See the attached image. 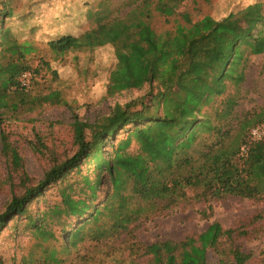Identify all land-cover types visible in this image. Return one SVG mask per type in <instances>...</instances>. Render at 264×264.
Returning <instances> with one entry per match:
<instances>
[{
  "label": "rangeland",
  "instance_id": "374dc122",
  "mask_svg": "<svg viewBox=\"0 0 264 264\" xmlns=\"http://www.w3.org/2000/svg\"><path fill=\"white\" fill-rule=\"evenodd\" d=\"M4 1L10 12L3 18V29L9 30L20 42H32L37 49L28 57L32 69L39 70L32 92L44 95L58 90L70 107L45 103L33 112L16 116L1 114L0 212L5 210L14 194L22 193L23 171L32 183H37L54 165L74 155L77 150L72 126L74 114L81 121L93 124L117 104L136 102L137 108H141L142 102L149 104L159 92L165 93L170 115L171 108L184 107L195 108L200 116L208 113L216 119L217 111L229 118L232 114L234 117L264 105V53L258 54L262 47L257 46L251 37L259 32L264 34V26L255 30L252 23L254 19L264 20V0H150V13L138 19L135 14L143 2L130 4L131 0ZM113 19L141 21V24L137 23L130 33H121L108 44L91 51L69 52L59 57L49 47L50 41L65 35L80 36L96 28L99 20ZM196 23L201 24L194 27ZM154 34L163 38L169 34L173 36L172 58L161 57V53L143 56L133 48V43H137L151 49ZM219 36L224 42L243 40L240 49L247 60L246 67H239L234 77L227 81V89L222 94L212 88L220 73L213 57L214 48L217 51L219 46ZM134 56L143 62L137 65ZM132 61L134 65L130 71L113 74L120 63ZM151 68L155 71V80L147 83L145 79ZM26 74L29 79L33 76L31 70ZM237 92L241 97L238 105L235 104ZM163 102L157 112L162 116ZM142 128L143 132L139 134L133 132L134 126H129L115 139L109 140L105 145V156L111 160L120 142L131 137L127 148L129 154L119 159L118 165L131 178L133 192L145 190L148 195L155 196L163 178L147 172L141 160L146 155L155 161L165 158L169 147L164 143L163 129L155 126ZM3 133L22 158L20 170L13 168L3 153ZM261 137L252 140L255 168L263 179L264 136ZM94 167L90 163L88 171H83L91 180L94 179ZM80 181V175L74 171L47 188L28 207V214L16 217L8 224L0 238V255L5 264H133L123 238L96 241L87 235L76 247H65L61 236L63 224L78 227L83 220L70 219L62 214L61 192L66 189L73 197L88 198L91 191L84 188L83 182L79 185ZM259 185L262 194L258 200L228 197L215 202L211 219L200 215L205 205L187 206L168 215L137 222L133 225L134 236L146 244L179 241L188 234L204 232L213 221H217L224 229L235 230V245H241L243 251L252 254L248 264H262L264 180ZM111 191L110 176L105 173L96 191L94 205L100 206ZM259 215L262 216L257 218ZM31 216L45 225L49 234L44 235L31 226ZM224 246L227 244L222 248ZM53 252L56 253L55 259L51 257ZM222 259H225L222 254L209 251L208 264H220Z\"/></svg>",
  "mask_w": 264,
  "mask_h": 264
},
{
  "label": "trees",
  "instance_id": "16d2710c",
  "mask_svg": "<svg viewBox=\"0 0 264 264\" xmlns=\"http://www.w3.org/2000/svg\"><path fill=\"white\" fill-rule=\"evenodd\" d=\"M142 2L139 12L135 14L136 19L150 13V0H131L130 2V4ZM9 12L6 1L0 0L2 16L0 20V119L1 114L4 113L16 116L33 112L45 103L70 107L69 103L62 99L61 92L58 90L44 95L32 92V84L39 70L32 69L28 64V57L37 49L32 42H20L9 30L3 29L1 26L3 18ZM184 15L186 19H189L188 15ZM137 23L134 20L127 22L123 19L107 22L99 20L96 28L80 36H62L50 41L49 47L59 57L69 52L91 51L108 44L112 38L121 33H130L138 24H141V21ZM252 23L255 30L264 26L263 19H254ZM200 24L196 23L194 27ZM167 37H158L154 34L151 49H146L137 43H133V48L143 56L161 53L162 55H159L161 57L172 58L171 49L174 40L171 34ZM251 37L257 46L262 47L258 54L264 53V34L259 32L252 34ZM221 39L222 37L219 36L217 39L219 46L217 51L214 48L213 52L216 61L214 64H217L216 68L220 73L213 81L212 88L222 94L227 89V81L234 77L239 67L242 65L246 67L247 60L243 57V50L240 49L243 40L231 39L230 42H224ZM134 58L137 65L143 62L135 56ZM133 63V61L120 63L113 74L130 71ZM30 70L33 76L29 79L27 86H22V76L30 73ZM145 80L147 83L154 82V69H150ZM236 97L235 104L238 105L241 100L238 92ZM163 101H166L165 93L159 92L150 99L149 104L142 102L141 108H137L136 102L117 104L110 113L93 124L81 121L74 114L72 126L74 142L77 146L76 152L72 157L54 165L37 183H32V179L26 172L21 173L22 193L14 194L5 210L0 212V238L13 219L28 214V207L42 196L47 188L75 171L80 175L79 185L84 183V188L89 189L91 195L88 198L73 197L72 193L66 189L61 192L62 214L70 219L83 220L78 227L63 224L61 236L66 248L76 247L78 243L85 240L87 235H90L96 241L123 238L122 242L127 244L133 264H208L209 251L224 256L225 259H222L220 264H248L253 258L252 254L243 251L241 245H235V230L224 229L217 221H213L204 232L188 234L179 241L165 240L146 244L134 236L133 225L144 219L168 215L181 208L197 204L206 206L200 211L201 217L211 219L215 202L228 197L258 200L262 194L259 182H263L264 178L257 175L255 168L254 142L251 132L264 124V105L259 109L236 114L234 117L232 114L229 118L216 111V119H213L208 113L200 116L195 108L173 107L172 115H170L166 102L162 116L157 112ZM129 126H134L133 132L139 134L143 132L142 126L148 128L155 126L165 131L164 143L169 147L168 156L155 161L151 156L146 155L142 158L143 161L141 160L147 172L163 178L160 190L155 196L148 195L145 190L133 192L131 178L118 165V160L129 154L127 148L131 144V137L120 142L111 160H107L105 156V145L109 140L115 139ZM1 138L3 153L11 166L18 170L22 169V158L18 150L12 146L6 134L3 133ZM90 163L95 165L92 180L88 175L83 174L85 169L86 172L88 171ZM105 173L110 176L112 191L107 194L100 206L94 205L96 191ZM260 216L262 215L257 218ZM29 223L44 235L49 234L50 230L45 225L39 224L40 222L33 216L29 218ZM226 244L227 246L222 248ZM54 256H56L55 252L51 254L53 259H55ZM141 259L145 261L141 262ZM0 264H5L1 255Z\"/></svg>",
  "mask_w": 264,
  "mask_h": 264
},
{
  "label": "built area",
  "instance_id": "2783aa9c",
  "mask_svg": "<svg viewBox=\"0 0 264 264\" xmlns=\"http://www.w3.org/2000/svg\"><path fill=\"white\" fill-rule=\"evenodd\" d=\"M28 82H29V76L28 74H24L22 77V86H27ZM251 134H252V138L254 139L262 138L261 136H264V124L253 129Z\"/></svg>",
  "mask_w": 264,
  "mask_h": 264
}]
</instances>
